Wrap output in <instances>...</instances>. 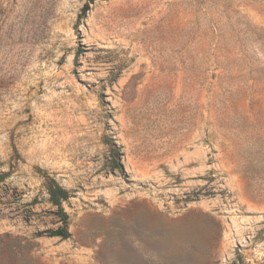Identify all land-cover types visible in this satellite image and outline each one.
Returning <instances> with one entry per match:
<instances>
[{
	"label": "rangeland",
	"instance_id": "1",
	"mask_svg": "<svg viewBox=\"0 0 264 264\" xmlns=\"http://www.w3.org/2000/svg\"><path fill=\"white\" fill-rule=\"evenodd\" d=\"M0 264H264V0H0Z\"/></svg>",
	"mask_w": 264,
	"mask_h": 264
},
{
	"label": "trees",
	"instance_id": "2",
	"mask_svg": "<svg viewBox=\"0 0 264 264\" xmlns=\"http://www.w3.org/2000/svg\"><path fill=\"white\" fill-rule=\"evenodd\" d=\"M88 8L85 10V12ZM108 149V164L112 171H122L121 153L119 147L114 143L112 138H106L105 143ZM43 186L48 196L49 204L55 208V215L58 217L61 226L47 234L49 237H59L62 240L68 239L70 234L68 232V215L63 209V203L70 198V193L59 186L54 179L45 176Z\"/></svg>",
	"mask_w": 264,
	"mask_h": 264
}]
</instances>
